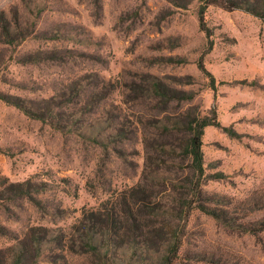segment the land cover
Segmentation results:
<instances>
[{"label":"rangeland","instance_id":"obj_1","mask_svg":"<svg viewBox=\"0 0 264 264\" xmlns=\"http://www.w3.org/2000/svg\"><path fill=\"white\" fill-rule=\"evenodd\" d=\"M206 1L0 0V26L17 17L29 34L18 45L0 41V94L54 109L42 121L0 98L5 263L31 227L67 231L84 208L136 184L149 155L176 173L179 158L161 145L173 149L180 134L165 136L153 124L168 106L173 117L195 107L215 122L205 128L204 165L206 174L225 177L204 188L230 216L227 226L194 210L174 264H264V230L241 227L264 219V207L251 206L253 197L264 198V18ZM155 77L166 105L141 95L139 84ZM181 90L194 98L179 99ZM29 250V264L87 261L53 249L37 262Z\"/></svg>","mask_w":264,"mask_h":264},{"label":"trees","instance_id":"obj_2","mask_svg":"<svg viewBox=\"0 0 264 264\" xmlns=\"http://www.w3.org/2000/svg\"><path fill=\"white\" fill-rule=\"evenodd\" d=\"M209 4L243 9L264 18V0H207L206 5ZM204 13L202 8L200 20L203 22ZM21 26L17 17L5 21L0 26V41L8 46L20 44L29 35ZM207 34L210 35L208 30ZM28 59L36 58L28 56ZM144 82L139 84L142 97H162L159 101L166 105L168 101L163 99L162 82L156 77L154 81ZM178 94L179 99L184 101L195 96L194 92L185 90ZM0 98L31 118L45 121L48 114L54 113L51 106L41 112L27 106L20 98L5 94H0ZM166 107H160L158 111L165 114L153 124L162 129L165 136L180 134L173 149H169L168 141L161 145V151L169 150L167 155L176 160L179 158L173 161L179 169L176 173L161 169L160 161H154L149 155L136 184L113 190L98 207L84 208L82 215L67 231L42 225L31 227L27 237L21 239L17 247L9 248L10 257L6 263V258L0 257V264H29L30 248L34 250L37 262L46 250L57 249L85 258L87 261L83 264H174L185 242L187 224L194 210L211 215L228 226L230 216L216 204V196L210 195L204 188L210 179L225 177L223 172L206 174L204 165L205 128L215 122L209 116H201L195 107L182 110L174 117L166 114ZM140 121L143 122L142 119ZM116 131V135L127 137L122 128L116 127ZM96 140L100 145L107 146ZM176 154L178 156H173ZM154 162L157 168L152 167ZM224 201L222 203H226ZM251 206H254L252 209L264 207V198L253 197ZM241 227L256 233L264 230V219L249 225L245 222ZM62 256L66 259V255L62 253ZM194 257L198 261H213L212 256L211 260L206 255Z\"/></svg>","mask_w":264,"mask_h":264},{"label":"crops","instance_id":"obj_3","mask_svg":"<svg viewBox=\"0 0 264 264\" xmlns=\"http://www.w3.org/2000/svg\"><path fill=\"white\" fill-rule=\"evenodd\" d=\"M7 163H8L7 155L0 146V170L2 167H5Z\"/></svg>","mask_w":264,"mask_h":264}]
</instances>
